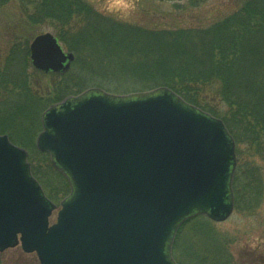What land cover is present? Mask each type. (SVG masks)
<instances>
[{
  "label": "water",
  "instance_id": "1",
  "mask_svg": "<svg viewBox=\"0 0 264 264\" xmlns=\"http://www.w3.org/2000/svg\"><path fill=\"white\" fill-rule=\"evenodd\" d=\"M28 48L43 72H64L74 59L50 31ZM36 147L69 192L57 207L27 150L0 134V251L20 245L39 264H179L171 252L179 226L234 209L232 134L165 86L69 95L42 112Z\"/></svg>",
  "mask_w": 264,
  "mask_h": 264
},
{
  "label": "trees",
  "instance_id": "2",
  "mask_svg": "<svg viewBox=\"0 0 264 264\" xmlns=\"http://www.w3.org/2000/svg\"><path fill=\"white\" fill-rule=\"evenodd\" d=\"M9 1L0 0V6ZM22 1L31 6V11L26 12L30 23L53 27L57 39L74 52V68H86L91 75L99 72L106 75L108 71L109 82L100 79L94 85L117 94L165 86L189 103L221 118L236 144L234 207L238 210L257 207V170L241 161L239 146L253 148L254 153L264 157V0H242L232 12L206 27L174 29L129 24L102 14L86 0ZM4 54L2 63L0 49V91L3 89L6 93L3 101L0 100V108L13 117L22 107L34 106L32 103L41 98L26 85L27 42L12 43ZM71 69L53 81V96L40 101V111L84 90L88 84L84 75ZM203 89L212 99L224 103L226 109L203 102ZM11 92H16L24 101L6 99ZM37 120V130H40V115ZM8 135L26 148L33 175L46 195L59 203L70 188L66 177L34 141ZM192 243L202 249L193 251ZM172 255L179 264L234 261L225 240L215 234L213 221L205 215L194 216L179 226ZM260 258L264 263V252Z\"/></svg>",
  "mask_w": 264,
  "mask_h": 264
},
{
  "label": "rangeland",
  "instance_id": "3",
  "mask_svg": "<svg viewBox=\"0 0 264 264\" xmlns=\"http://www.w3.org/2000/svg\"><path fill=\"white\" fill-rule=\"evenodd\" d=\"M86 1L102 14L112 16L120 21L151 28L170 29L196 26L206 27L212 22L222 19L242 3V0ZM28 11H31V6H27L22 0H10L5 5L0 6V49L2 63L4 53L12 43L27 42L28 47L30 40L35 35L45 31H50L56 36L53 27L45 23H30L27 19L26 12ZM59 42L64 51H71L63 41ZM72 62L70 67L64 72H43L32 66L28 49V64L24 71V74L27 75L26 85L37 98H41L44 102L53 96V81L58 80L60 77L62 78L71 68L72 72L78 70V72L84 75V79L88 83L84 90L89 87H98L96 84L94 85V82L100 79L102 82H109L107 77L108 71H106V75L105 72L91 75L87 72L86 68H74ZM134 82L139 83L140 81L135 80ZM8 88L11 89L12 85H9ZM16 92L9 93L6 99L9 98L10 100L12 98V101L15 102L24 101V98L15 94ZM5 95L6 93L2 89L0 91V100L3 101ZM201 97V100L203 102L206 101L209 105L226 109L224 103L219 102L217 99H212L206 89H203ZM41 100L38 99L32 103L34 106L22 107V111H18V114L14 113L13 117L6 115L5 111L0 108V127L7 130L3 132L0 129V134L5 133L8 135L10 133L16 139L21 137L30 142L34 141L36 145V137L41 130V128L37 130V117L40 115L41 118L42 112L50 105L40 111ZM9 103L11 104L12 102ZM9 139L11 140L10 137ZM12 142L15 143L14 141ZM17 145L25 148L20 144ZM239 149L242 151L241 161L249 166V168L257 170L256 180L259 185V204L253 210H238L234 207L232 213L226 219L222 221L212 220L214 231L215 234L218 233L221 239L225 240L227 251L234 258V261L228 264H241L238 260H242L247 264H264L260 258L264 252V157L254 153L253 148L249 149L246 145H240ZM56 204L58 205V203ZM55 218L56 209L50 216V223L54 222ZM205 245L201 247H205ZM191 249L198 252L202 248H200V245L192 243ZM0 264H39V261L35 252H25L20 245H16L0 251Z\"/></svg>",
  "mask_w": 264,
  "mask_h": 264
}]
</instances>
